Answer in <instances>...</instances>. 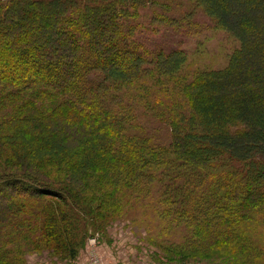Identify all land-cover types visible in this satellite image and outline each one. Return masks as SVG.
Segmentation results:
<instances>
[{
    "label": "trees",
    "instance_id": "1",
    "mask_svg": "<svg viewBox=\"0 0 264 264\" xmlns=\"http://www.w3.org/2000/svg\"><path fill=\"white\" fill-rule=\"evenodd\" d=\"M192 1L240 48L226 68L188 77L184 50L134 41L139 10L158 0H0V110L15 109L0 115V162L71 178L63 188L26 171L0 176V241L26 226L36 249L75 257L92 221L119 208L117 191L145 183L158 216L186 227L193 250L264 264V0ZM166 10L157 23H173ZM171 82L176 104L145 99ZM140 112L167 126L171 142Z\"/></svg>",
    "mask_w": 264,
    "mask_h": 264
},
{
    "label": "rangeland",
    "instance_id": "2",
    "mask_svg": "<svg viewBox=\"0 0 264 264\" xmlns=\"http://www.w3.org/2000/svg\"><path fill=\"white\" fill-rule=\"evenodd\" d=\"M158 1L160 7L147 5L141 8L140 15L134 22L133 40L138 42L139 47L149 52L157 49L184 50L188 56L185 68L188 77L201 69L221 70L229 65L230 57L240 48V43L234 36L217 27L214 13L208 14L201 4L197 6L192 0ZM165 7L171 9L168 20H173L172 24H160L155 21L158 15H165ZM190 10L194 12L193 17H186ZM226 18L233 23L238 22V18ZM185 20L189 22L186 23ZM174 87L171 82L168 86L170 92L160 95L154 92L155 89H147L150 93H145V99L155 105L157 99L161 98L164 104L172 106L181 97ZM14 110H0V115L10 116L14 114ZM141 114L143 115V112ZM144 115L139 117L143 125L151 131L152 127L156 128L154 134L158 141L170 143L169 128L160 125L152 115ZM24 171L32 173V176L38 175L40 183L51 182L52 185L63 188L70 186V175L61 167L49 166L38 172L33 168L25 170L23 167H5L0 162V176ZM134 186L121 187L119 192L117 191L114 198L116 203H119L118 209L103 213L99 221L91 219L92 223L88 226L89 235L84 245L77 248L75 257L56 255L43 244L36 249V235L26 226H17L7 230L0 241V264H239L241 259L234 256L232 258L219 252L205 254L197 249L193 250V247L188 245L191 243V236L186 227L171 229L166 221L158 216L160 211H157L158 206H155V200L151 198L155 191L150 194L145 183ZM89 199H94L93 205L100 203L95 197L90 196ZM89 216L94 218L90 213ZM258 221L257 242L264 246L263 217L260 216ZM77 227L75 239L80 242L85 235L83 230L86 226L81 224Z\"/></svg>",
    "mask_w": 264,
    "mask_h": 264
}]
</instances>
